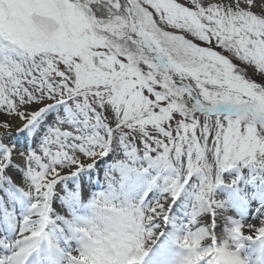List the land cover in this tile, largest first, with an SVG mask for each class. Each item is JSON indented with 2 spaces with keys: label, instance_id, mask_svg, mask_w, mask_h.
Listing matches in <instances>:
<instances>
[{
  "label": "snow or ice",
  "instance_id": "1",
  "mask_svg": "<svg viewBox=\"0 0 264 264\" xmlns=\"http://www.w3.org/2000/svg\"><path fill=\"white\" fill-rule=\"evenodd\" d=\"M260 5L0 0V264H118L89 254L80 231L78 209L98 195L139 221L126 264H143L182 195L185 264H248L241 249L264 244V216L222 217L214 192L229 169L264 170ZM93 170L104 190L69 187L88 193Z\"/></svg>",
  "mask_w": 264,
  "mask_h": 264
},
{
  "label": "bare ground",
  "instance_id": "2",
  "mask_svg": "<svg viewBox=\"0 0 264 264\" xmlns=\"http://www.w3.org/2000/svg\"><path fill=\"white\" fill-rule=\"evenodd\" d=\"M258 4H260V0H257V5ZM106 166L107 165L102 164L101 168ZM90 180L94 181V187H92L88 193H84L81 185H75V183H72L71 181H69V187L71 189H80L82 196H90L93 193L104 190L105 181L104 172L102 170H93ZM226 185L227 184H223L222 189L224 187V190L221 189V191L219 192L220 195L225 196V198L220 196V198L217 199L224 205V207L220 209L222 217H231L233 221L242 224H258V218L264 216V188L260 187L257 180H249L248 178H241L240 183H238L234 187L229 188ZM244 190H247V192L254 191V197H248ZM163 195L164 193L161 187L152 188L150 196L153 201ZM186 198L187 196L182 195L181 198L177 200V203L173 206L169 213L167 221H157L160 227L156 229L157 235L148 242L150 247L147 248L148 254L144 257L143 264H148L152 261H156L157 264H178V259H174L170 255L165 256L166 253L163 252H165L167 249L164 248L162 241L169 240L170 242H172L173 238H177L179 240L186 234L188 224H185V222L188 223L189 213L192 211L189 204V200L191 198L189 197L188 200ZM86 203L87 200L85 199L84 204L79 207L78 211L80 214L84 213ZM250 209H252L251 214H248V210ZM253 214H255L256 218H252L254 217ZM173 222H181V225L176 226L177 224H175V227ZM160 242L161 246H158ZM177 248L179 247L177 246ZM244 252L245 247L242 248L240 253L242 258H244ZM160 253H163V255H160ZM244 259H246L248 264H264V251L257 259L252 260L249 257H245Z\"/></svg>",
  "mask_w": 264,
  "mask_h": 264
},
{
  "label": "clouds",
  "instance_id": "3",
  "mask_svg": "<svg viewBox=\"0 0 264 264\" xmlns=\"http://www.w3.org/2000/svg\"><path fill=\"white\" fill-rule=\"evenodd\" d=\"M94 199V203H86L85 211L81 214L83 223L80 231L85 237H89L87 251L89 254L95 253L100 259H111L118 264H126L135 254L136 244L140 239L139 221L130 203L105 200L99 195ZM178 245L184 250L182 243ZM145 247H150L148 242L145 243ZM187 259L188 253L181 258L180 264H185Z\"/></svg>",
  "mask_w": 264,
  "mask_h": 264
},
{
  "label": "rangeland",
  "instance_id": "4",
  "mask_svg": "<svg viewBox=\"0 0 264 264\" xmlns=\"http://www.w3.org/2000/svg\"><path fill=\"white\" fill-rule=\"evenodd\" d=\"M181 2H183V0H181ZM260 8V4L257 5V7H255L253 10L254 11H259ZM243 67V66H242ZM248 74L250 76H253L258 82L261 81V77L259 75H256L252 69H248ZM241 178H248L249 180H257L259 182L260 187L264 188V170L261 169H253L251 167H237V168H233V169H229L226 172L223 173V179L226 181L227 184L226 186L230 187H234L236 186L238 183H240ZM235 180L234 184H231V181ZM223 184H221L220 186H218L214 192V197L215 199H219L220 196L224 197L223 195H220V191L222 189ZM224 190V187L223 189ZM244 192L248 195L247 190H244ZM189 197H187L186 199L188 200ZM252 209L248 210V214H251ZM207 218H208V213L206 208H201V217L199 218V226L200 227H204L206 226L207 223ZM173 224H177V226L181 225V222H173ZM185 224H188L185 222ZM165 238V237H164ZM173 243L170 241H162L164 248L167 249V253H169V255H171L174 259H178L179 262L178 264H180V260L181 258L186 255V251L182 250V249H177L178 245V239L177 238H173ZM259 242L256 241H244V247H246L247 245H249L247 247V250H251L249 255H254L255 257L258 255L259 251L257 250ZM260 245V244H259ZM158 246H161V242L159 243ZM158 248V247H157ZM255 252V253H254ZM257 254V255H256ZM161 255V254H160ZM148 264H157L156 261H152L149 262Z\"/></svg>",
  "mask_w": 264,
  "mask_h": 264
}]
</instances>
